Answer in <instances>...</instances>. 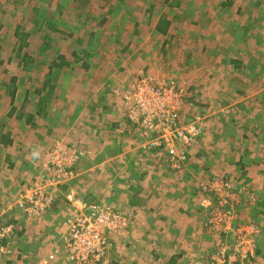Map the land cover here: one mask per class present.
Segmentation results:
<instances>
[{
	"label": "crops",
	"instance_id": "0c3cea01",
	"mask_svg": "<svg viewBox=\"0 0 264 264\" xmlns=\"http://www.w3.org/2000/svg\"><path fill=\"white\" fill-rule=\"evenodd\" d=\"M121 2L125 5V12H123L125 18L129 21L132 17V21L155 22L150 29L154 31V36L159 38L157 43L160 46L147 55L143 54L142 61L141 56L138 55L139 63L128 73L125 88L131 81L130 75L134 76L139 71L160 79H175L190 88L189 104L192 105L197 96L206 98L210 115L207 118L203 117L200 142L194 147L187 163L181 170H175L166 153L160 156L144 148L142 135L130 123L125 111L128 135L124 138V153L131 156L132 151L135 150L145 156L146 165L150 167L151 172L156 174L162 170L163 177H161L167 182L164 183V187L155 189L151 193L153 198L144 205L139 200L140 195L137 191L131 188L127 190L122 186L119 187L124 188L125 191L121 194V200L116 199L115 192L110 196L106 194L104 200H100L103 197L101 195L99 197L95 195L96 199L93 195L88 198V200L95 199L101 202H86L84 198L76 195L85 203H101L130 217V222L124 230L109 234L111 264L116 262L123 264L122 253L118 250L129 244L132 245L130 248L132 253L127 250L125 256L132 254L130 264H202L205 260L209 262L210 255L214 251L212 244H217L219 238L208 231L205 213L200 211V206L191 204L197 203V198H200L198 187L191 188V193H185L186 189L181 182L188 178L186 177L188 174H205L210 168L214 172H222L223 174L220 173V175L230 179V173L234 170L226 165V156L221 158L217 153L221 147L218 140L221 136L218 137V135L232 136L234 128L230 124L238 118L244 119L246 123L250 121V124L254 126L259 125L257 115L262 107L260 104L254 107L252 103L260 101L264 106L261 88L264 63V18L261 14L264 13V0H121ZM169 41L172 45L173 43L176 45L173 50L175 49L177 58L174 55L172 58L181 62L177 63L176 67L165 65L162 67L157 64L155 53L170 52L165 49ZM24 48L25 44L21 42L17 47L19 54ZM212 54H221V56L212 62L214 59L210 60L209 56ZM186 58L189 60H185ZM187 61L192 62L193 68L196 69L194 73H190L191 68ZM63 66L64 63L62 68ZM15 82L16 78H12L11 86ZM48 84L53 91L55 85L47 82L46 88H49ZM44 91H46L44 87L41 91H34V93L28 87L20 92L17 87L0 91V227L11 229L6 238H0V264H43L50 256L54 257L51 264H74L68 260L69 249L65 223L77 210L67 202L66 194L70 189L75 191L74 184L90 177V172L87 170L80 172L82 166H88L91 163L106 166V163L97 162L99 157L94 161L89 157H83L74 168L76 176L71 182L49 190V194L54 196L56 203L51 210L40 217H29L19 207L14 206L21 191L39 178L43 165L47 161L48 154L44 157L43 153L45 143L43 146L40 145L43 142L38 143L35 149H24L25 153L17 148L22 141L30 145L34 141L30 134L43 130L39 126L42 123L41 118L44 121L43 117L49 112L43 103L44 100L39 101ZM260 107L261 110L257 109ZM211 108H215V111L221 108L219 112L223 113L222 117L229 118L228 123L215 121ZM234 111L237 112L232 114ZM187 114L189 115V112ZM216 123H220L222 129L214 125ZM241 127L243 128V124ZM206 135H209L207 139H205ZM109 143H113V140L111 139ZM226 143L224 138L223 147ZM244 143L241 141V145ZM105 144L106 142L102 145L105 147L107 145ZM203 145H210L206 148L209 153L207 161H202L204 151H199ZM91 149L95 152V147L91 146ZM33 150L41 152V155L30 156ZM97 151H101L100 145L96 146ZM122 154H117L116 157ZM129 162V158H126L120 163L129 164ZM96 172L103 171L99 169V172ZM209 177H211L210 174L207 178ZM242 177L246 183L249 182L244 174ZM173 182L175 185L171 189L170 185ZM123 199L124 205H119L118 202ZM183 201L185 205H182ZM195 205L198 206L195 207ZM244 210L245 207L243 208L242 205L240 208L242 223H251L260 219L256 217V214L259 215L262 212L260 206L254 205L246 209L245 213L251 220L245 219ZM148 215H152V219L153 215L155 216L157 222L155 220L153 223L156 225L150 223L151 218L148 219L149 222H145ZM181 217H183L182 220ZM138 227L140 229L155 228L158 232L157 235L154 234L155 237L143 242L138 239L134 230ZM175 231L177 233L173 235ZM256 243L257 250H263L261 254L256 250L255 260L257 264H261L264 261L262 258L264 237L260 235Z\"/></svg>",
	"mask_w": 264,
	"mask_h": 264
},
{
	"label": "rangeland",
	"instance_id": "374dc122",
	"mask_svg": "<svg viewBox=\"0 0 264 264\" xmlns=\"http://www.w3.org/2000/svg\"><path fill=\"white\" fill-rule=\"evenodd\" d=\"M124 6L121 0H0V62H3L0 63V91L12 87H17L19 92L25 87H28L32 93L41 91L43 87L47 91H44L42 97L39 98L40 102L44 100L43 103L49 110L48 115L43 117L44 121L41 118L42 123L39 126L43 130L30 134L34 140L30 145L24 144L23 141L19 143L20 146L17 148L21 149L23 153H25L24 149H35L38 143L43 142L40 145L43 146L45 143L44 157L47 154L49 156V153L60 143L65 147L73 146L79 151H85L86 157L91 158L92 161L99 157L97 162L106 163V166L103 167L93 165V163L82 166L80 172L87 170L90 172V177L74 184L77 193L73 189H70L69 192L73 191L75 195L78 194L86 202H101L95 200V195L103 196L100 200H104L106 194L110 196L114 195V192L116 199L121 200V194L125 191L124 188L119 187L122 186L127 190L131 188L135 192L137 191L140 195L139 200L144 205L153 198L151 193L157 188L164 187L167 180L162 179V170L156 174L151 172L150 167L146 165L147 158L145 156L135 150L132 151L131 156L124 153V138L128 135L124 95L127 89L125 88L127 75L138 65V55L141 56L142 61L143 54L147 55L160 46L157 43L159 38L154 36V31L150 29L155 22L132 21V17L129 21L123 13L125 12ZM261 16L264 18V13ZM25 34H29L30 38L27 39L25 48L19 54L17 47L21 44ZM175 46L169 41L165 49L170 52L155 53L157 64L162 67L164 65L176 67L177 63L180 64L181 62L172 58V55L176 57L175 49L173 50ZM209 56L210 60L214 59L212 62H215V59L221 54ZM61 58L65 61L63 68L57 70L52 67L54 62L61 63ZM23 59L27 63H24ZM187 59L189 60V58L185 60ZM187 63L191 68L190 73H194L196 69L193 68L192 62L187 61ZM133 64L135 65L133 66ZM262 67L261 88L264 97V63ZM12 78H16V82L11 86ZM47 82L55 85L53 91L49 84V88H46ZM213 88L215 89V86ZM206 102L204 96H197L192 105H188L189 111L185 110V119L197 117L203 121L204 118H207L210 112L209 104ZM259 104L262 107V110L261 107L257 108L261 110L257 115L259 125L254 126L250 124V121L246 123L244 119L238 118L230 124L234 128L232 136L217 134L218 137L221 136L218 138L221 147L217 153L221 158L226 156V165L234 170L233 173H230L229 180L235 186L234 190L239 195L241 206L245 207V219H249V215L245 213L249 207L255 205L262 209L259 215L256 214V217L260 219L245 224L248 225L247 228L253 226L256 229L254 242L259 239L260 235L264 237V106L260 101L252 103L254 107ZM213 109L211 108V114L214 116V120L227 124L229 118L222 117L223 113L219 112L221 108L218 111ZM236 112L234 111L232 114ZM214 125L222 129L220 123ZM245 126L246 128H244ZM110 135L113 137L110 138ZM208 136L206 135L205 139ZM224 138L227 143L223 147ZM111 139L113 143H109ZM241 141L245 142L244 145H241ZM105 142L107 145L105 144L104 147L102 144ZM98 145H100L101 151L96 152ZM91 146L95 147V152L92 151ZM194 147L186 150L188 157L192 155ZM209 147L210 145H203V148L199 149V151H204L202 161H207L209 153L206 148ZM37 153V150H33L30 156L39 157L41 152L38 155ZM117 154H122V156L116 157ZM156 154L165 155V153ZM126 158H129V164H121V160H126ZM242 165H244L243 168ZM20 168L22 169V166ZM98 168L103 172L97 173L96 171L99 172ZM210 169H208L209 172L206 170L205 174H188L186 177H190V179L186 178L181 182L186 189L185 193H191V188L194 187L195 189L198 187L200 191L197 203L191 204L200 206V200L206 194L202 188L208 185L211 178L222 173L214 172L213 169L210 172ZM207 172L211 177L207 178L209 175ZM243 174L249 179L248 183L242 177ZM164 178L167 177L164 176ZM159 180L161 182H158ZM168 183L167 185H169ZM174 185L175 182L171 183V189ZM91 195L95 199L88 200ZM123 202L124 199L118 203L123 206ZM251 203H253L252 206ZM96 204L103 206L101 203ZM182 205H185L184 201ZM197 206L195 205V207ZM252 215H254L253 212ZM148 219H150V223L155 220L157 222L154 215L153 219L152 215H148L145 222H149ZM182 219L183 217H181ZM260 226L262 227L260 228ZM134 230L138 239L143 242L155 237L158 232L155 228L140 229L138 227ZM176 233V231L173 232V235ZM212 245L215 251L217 244ZM131 246V244L124 245L118 250L122 253L123 264L132 262V254L125 256L127 250L132 253ZM262 251L260 249V254ZM202 264H212V262L205 260ZM254 264H257L256 260ZM261 264H264V261Z\"/></svg>",
	"mask_w": 264,
	"mask_h": 264
},
{
	"label": "built area",
	"instance_id": "2783aa9c",
	"mask_svg": "<svg viewBox=\"0 0 264 264\" xmlns=\"http://www.w3.org/2000/svg\"><path fill=\"white\" fill-rule=\"evenodd\" d=\"M190 88L175 79L165 80L143 71L131 75L124 95L127 115L144 141L148 152L166 153L175 170L188 161L186 150L196 146L202 135L201 118L185 119ZM87 156L73 146L58 143L49 153L46 163L31 185L21 191L15 202L29 217H40L56 203L49 190L75 177L74 168ZM224 176L211 178L202 188L200 208L205 213L206 227L219 238L212 264H254L256 259V229L240 221L239 195ZM67 202L77 212L65 223L68 260L74 264H111L109 234L124 230L130 217L100 204L87 205L73 191ZM10 227H0V238H6ZM53 256L43 264H51Z\"/></svg>",
	"mask_w": 264,
	"mask_h": 264
},
{
	"label": "trees",
	"instance_id": "16d2710c",
	"mask_svg": "<svg viewBox=\"0 0 264 264\" xmlns=\"http://www.w3.org/2000/svg\"><path fill=\"white\" fill-rule=\"evenodd\" d=\"M30 38V35L29 34H25V35H23V38H22V42H23V44H26V41H27V39H29ZM60 61H61V63H57V62H54L52 65V67H54V68H62V65H63V63H65V61H64V59L63 58H61L60 59ZM23 62L24 63H27L26 61H25V59H23ZM190 99H188V104L190 103ZM188 159H189V157H188ZM226 178V177H225ZM226 179H228V178H226ZM257 252H259L260 253V249H258L257 250Z\"/></svg>",
	"mask_w": 264,
	"mask_h": 264
}]
</instances>
